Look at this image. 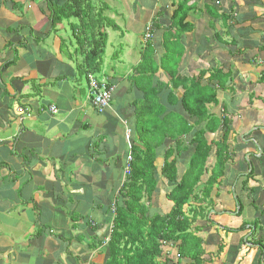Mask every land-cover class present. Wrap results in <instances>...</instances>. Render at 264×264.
<instances>
[{"label":"crops","instance_id":"obj_1","mask_svg":"<svg viewBox=\"0 0 264 264\" xmlns=\"http://www.w3.org/2000/svg\"><path fill=\"white\" fill-rule=\"evenodd\" d=\"M102 2L107 6L103 16L121 30L106 29V46L112 51L105 56V48L97 77L112 86L113 95L110 107L99 113L88 94L85 73L77 67L79 56L64 58L58 51L64 33L60 25L46 36L50 24L45 18L49 15L40 11V2L0 0V264H104L105 242L98 245L97 241L108 239L113 206L125 180L131 142L136 138L135 104L143 99L141 82L148 75L139 80L134 69L146 44L151 46L150 62L157 71L149 86L159 87L163 97L170 96L167 101L158 100L167 112L182 111L179 101L184 83L200 73H205L206 81L215 71L229 74L224 89L217 90V105H209L215 114L230 107L237 117L243 110L245 121L250 123L255 111L264 109L259 93L264 82H258L264 71V0H190L187 22L192 27L180 35L178 45L163 40L171 25L172 5L176 7L183 0ZM30 22L37 25L40 38L34 44L26 35ZM16 26L22 29L9 31ZM114 47L120 50L114 52ZM169 48L186 54L167 58ZM73 51L74 46L69 49ZM10 61L13 63L2 71ZM169 67L175 80L169 77ZM252 90L256 97L262 96L263 104L258 101L235 108L236 98L243 97V107L248 104ZM50 107L57 112L52 113ZM263 126L264 114L249 128L264 130ZM256 139L264 152V132ZM257 154L253 145L243 147V156L236 154L224 173L232 178L239 198L247 197L245 202L240 200L253 209L251 221L258 213L251 193L258 195L257 206L264 207V167L258 173L252 168L256 177L246 180V165L252 166L251 157ZM157 162H163L162 152ZM157 168L159 172L161 165ZM165 182L161 177L160 195L150 203L154 206L151 210L160 214L171 207L163 204ZM226 208L219 206L216 216L220 219L214 218L219 228H238L247 219ZM258 220L264 225V214ZM212 230L199 235L216 232ZM245 233L227 237L223 231L218 233L226 247L219 254L217 250L206 253L202 257L208 261L205 264H228V260L237 264L245 257L246 264H254L257 251L253 246L242 247L237 253L227 249L238 246Z\"/></svg>","mask_w":264,"mask_h":264},{"label":"trees","instance_id":"obj_2","mask_svg":"<svg viewBox=\"0 0 264 264\" xmlns=\"http://www.w3.org/2000/svg\"><path fill=\"white\" fill-rule=\"evenodd\" d=\"M189 1L183 0L176 7L172 5L171 25L165 32L167 36L164 37V42L174 41L180 44V35L191 29L192 25L187 22L188 14L192 10V6H188ZM39 7L43 14L46 12L49 15L45 18L50 24L46 36L63 22H66L71 31L72 39L62 37L60 40V54L69 59L73 54L79 56L80 63L77 67L85 73L87 85L90 82L89 76L97 82L100 81L95 74L101 72L107 42L106 29L121 30L113 21L103 16V11L107 8L104 2L44 0ZM11 29L9 31L16 32L22 28L16 26ZM72 46L74 51L71 53L69 49ZM169 52H173V49ZM183 55L184 53L179 54L181 57ZM150 56L151 46L146 44L141 62L134 69L139 80L145 75L148 76L141 82L143 99L135 104L136 138L131 142L129 150V171L113 206V220L108 239H98L97 243L101 245L105 242L104 264H205L208 261L202 257L206 253L217 250L219 254L226 247L217 232L207 236L199 234L209 232L215 224L213 219L218 212L215 208L218 202L213 204L210 197L214 194L215 185L224 178L227 163L236 155L229 142L234 130L228 114L223 110L217 115L210 112L212 109L209 108V105H217V90L224 89V80L229 74L215 71L203 81L205 73H200L197 78L184 83L182 86L185 91L179 101L182 112L180 111L181 115L174 114L167 112L159 103V87L154 89L149 86L152 76L157 72L150 62ZM11 63L13 62H6L2 71ZM148 64L152 66H146ZM167 72L169 77H173L170 67ZM214 82L217 83L214 85ZM258 82H264V71L261 72ZM259 93L264 98V90L261 89ZM236 107L243 108L241 103ZM184 113L193 119L192 124L184 118ZM240 130L246 132L244 128ZM208 134L218 135V139L208 141ZM161 151L163 162L158 172L157 158ZM212 155L215 163L209 169L208 160ZM248 168L250 164L246 165V169ZM246 169V180H254L256 174L253 169ZM161 177L167 186L163 194L164 199L174 204L162 214L152 211L154 206H150L151 200L159 192L158 181ZM235 198L237 206L234 211L241 217L245 206L238 197ZM251 199L253 208L258 212L255 219L244 220L238 228L225 227L222 230L226 237L245 231L246 235L251 231V240L245 241V236L241 237L238 245L244 246L249 241L253 242L254 246H257L254 264H264V225L262 220H258L264 214V207L259 208L255 205L256 200ZM192 201L196 203L194 207ZM211 210L216 213L209 214ZM231 251L239 252L236 247L228 252ZM212 255L209 254V263L212 262ZM227 262L232 263L230 260Z\"/></svg>","mask_w":264,"mask_h":264},{"label":"rangeland","instance_id":"obj_3","mask_svg":"<svg viewBox=\"0 0 264 264\" xmlns=\"http://www.w3.org/2000/svg\"><path fill=\"white\" fill-rule=\"evenodd\" d=\"M39 2H40V4H43V2H44V0H38ZM39 4V5H40ZM213 15H214V17H215V14H214V12H213ZM74 21V20H73ZM30 27H26V35H27V37L29 38V41L30 42H32V41H34L33 42V44L34 43H36L37 41H39V35H38V31H37V28H36V26L37 25H34V23L32 24L31 22H30ZM59 27H61V30L64 32L63 33V35H62V37L63 38H65V36L64 35H66V37L67 38H71L72 39V37H71V31H70V29L67 27V25H66V22H63V23H61L60 24V26ZM28 29H29V31L31 32L30 34L28 33ZM58 35H59V33H58ZM49 37V36H48ZM74 42H72V44H73ZM163 43H164V41H163ZM166 43V42H165ZM114 46H115V44H114ZM106 48V55L105 56H109V54L111 53V49L108 47L107 48V46L105 47ZM170 50H171V48H169ZM120 50V48H118V47H114V52H117V51H119ZM169 50V51H170ZM180 53H185L186 54V52H182V51H179V50H174L173 49V52H169L168 53V55L166 56L167 58H170V57H172V56H174L175 54H180ZM104 54H105V52H104ZM142 54H143V52H142ZM109 58V57H108ZM167 62H174V60H169V61H167ZM146 66H148V65H146ZM153 68H154V66H153ZM263 71V70H262ZM79 76V80L81 81V82H83V75L82 74H79L78 75ZM95 76H98L97 74H95ZM252 92H253V90L251 91V93L249 94V96L247 97V102H248V104H246L243 108H245V107H248L249 105L251 106L253 103H257L258 101H260L262 104H263V101H262V96H259V97H256V94H255V92L252 94ZM159 93H160V91H159ZM262 94V93H261ZM157 98H158V100H161V99H163V100H165L166 99V101L168 100V99H170V96L169 95H166L165 97H163V94L161 95H157ZM165 98V99H164ZM167 103V102H166ZM236 104L235 105V108H236V106H237V104L238 103H241V104H244V100H243V97H240L239 99H235L234 100V102H233V104ZM180 110H182L181 108H180ZM236 110H233V108L231 109L230 107H227V110H226V113L228 114V117H229V120H230V122H231V127H232V129L234 130V132L233 133H231V135H230V138H229V142H230V144L232 145V147H233V149L236 151V154H238L240 157H242L241 156V153H242V151H243V147H246V146H248V145H253L254 146V149L255 150H257V155H253L251 158H252V166H250V168L249 169H252V168H254L255 169V172L256 173H258V172H260L259 170L260 169H262L263 167H264V152H263V156L262 157H258V159L257 158H255V157H257L259 154H260V152H262L263 151V144L260 142V140L259 139H256L255 141L253 140L254 138H256V136L258 135V134H262L263 132H264V130L262 129V128H260V129H252V128H249L250 127V125H252V123H259V121H261V119L263 118V114H264V109L262 108V112L261 113H259V112H257V110L255 111V113H254V115L253 116H251L250 117V119H252V121L253 122H250V123H248V122H246L245 121V112L242 110L239 114H240V116H234V115H232V113H234ZM182 112V111H181ZM210 112H213V110L212 111H210ZM178 114H180L181 115V113L179 112ZM185 114V113H184ZM231 114V115H230ZM186 115V114H185ZM237 115V114H236ZM184 118H187V120H188V122H190V124H192L193 123V120H191V119H188V116L186 115V116H184ZM241 119V120H240ZM186 120V119H185ZM247 129V128H249V130L248 131H246V132H243L242 130H240V129ZM263 128H264V126H263ZM254 131H258V133L256 132H254ZM206 138H207V140L208 141H210V140H212V139H218V135H206ZM252 140L254 141V142H252ZM103 142H104V140H103ZM105 143V142H104ZM162 152V151H161ZM212 160H215V158H214V156L212 155L211 157H210V159L208 160V168L210 169L211 168V166L214 164V161H212ZM257 162H259L260 163V166H257L258 165V163ZM232 162H230V164H231ZM157 165H161V164H159V162H157ZM227 165H229V163H227ZM231 166V165H230ZM157 169H159V168H157ZM258 169V170H257ZM225 177H224V179H220L219 180V182H218V184H216L215 185V191H214V194H212L211 195V197L210 198H212V200H213V204H215V201H217L218 202V206L217 207H215V208H217V210H218V207L219 206H228V209H227V212H230L231 213V209L232 210H236V206H237V201H236V198L235 197H238V199H242V201L243 202H245L244 201V199H246V201H247V197L246 196H244V195H241L240 196V198H239V196H238V194H236L235 193V191H234V189H233V185H234V183H233V185H232V181L230 182V180L232 179L231 177H227V174L226 175H224ZM231 183V184H230ZM232 185V186H231ZM160 187V186H159ZM158 187V188H159ZM164 189H165V187L163 186V191H164ZM254 189H256V188H254ZM217 190V191H216ZM245 190H247V189H245ZM157 191H159V190H157ZM160 192V191H159ZM159 192H157V194H158V196L160 195L159 194ZM218 192V193H217ZM260 192V191H259ZM250 195V194H249ZM253 195V196H252ZM212 196H214V197H212ZM258 196V195H257ZM257 196H255V192H253V193H251V195H250V197L251 198H254V199H257V201H256V203H255V205H259L258 204V199L259 198H257ZM220 202V203H219ZM250 202H251V199H250ZM192 206L194 207L195 205H196V203H194V201H192ZM164 205H166V204H168V206H173L174 204L172 203V202H168V201H164V203H163ZM113 206V205H112ZM248 206V205H247ZM247 206H245V209H244V213H243V215L241 216V218L243 219V217H245V218H247L249 221H251L250 219H252V215H253V209L252 208H248ZM164 208H167L166 206H163ZM168 209V208H167ZM213 210H211L210 211V213L209 214H211V213H213L212 212ZM219 213H217V215H218ZM209 218L210 219H212V217L211 216H209ZM214 218H217V219H220V216H215ZM214 220V219H213ZM212 228H214V230H212V231H215L216 230V232L217 233H221L223 230H222V228H219L218 227V225H216V224H214L213 226H212ZM201 234H203L202 232H201ZM264 234V233H263ZM249 238V237H248ZM249 247H252V245H248ZM247 245L246 246H242V247H245V248H249ZM241 247V249H243ZM255 247V246H254ZM227 249L229 250H231V249H233V248H230V247H227ZM250 249V248H249ZM248 256V255H247ZM244 261H248V257H245V258H242V259H240L238 262H237V264L238 263H242V264H246V262H244ZM188 264V263H187Z\"/></svg>","mask_w":264,"mask_h":264},{"label":"built area","instance_id":"obj_4","mask_svg":"<svg viewBox=\"0 0 264 264\" xmlns=\"http://www.w3.org/2000/svg\"><path fill=\"white\" fill-rule=\"evenodd\" d=\"M89 85H88V94L91 98L92 104L98 110L99 113H102L106 108L109 107V103L112 98L113 88L109 86L104 80L96 81L92 76H89ZM19 111H22L20 108ZM52 113L57 112L55 108L50 107ZM131 158L128 157L127 162ZM129 166L126 164L125 174L128 173Z\"/></svg>","mask_w":264,"mask_h":264},{"label":"clouds","instance_id":"obj_5","mask_svg":"<svg viewBox=\"0 0 264 264\" xmlns=\"http://www.w3.org/2000/svg\"><path fill=\"white\" fill-rule=\"evenodd\" d=\"M106 83L108 84V82H106ZM109 86H110V85H109ZM112 95H113V93H112ZM111 100H112V98H111ZM110 103H111V101H110ZM110 103H109V107H110ZM109 107H108V108H109ZM106 109H107V108H106ZM104 111H105V110H104ZM104 111H103V112H104ZM259 155L261 156V155H262V152H260ZM128 157H130V155H128ZM128 157H127V159H128ZM126 164H127V163H126ZM124 173H125V169H124ZM235 215L237 216V213H235ZM237 217H238V216H237ZM247 220H248V219H247ZM232 229H235V228H232ZM246 235H248L247 238L249 237L248 239L251 240V237H250V236L252 235V234H251V231H249L248 234H246ZM246 235H245V236H246ZM244 240L246 241L247 239L244 238ZM246 245H247V246H248V245H252V246L254 247L253 242H250V241L247 242V243H245L244 246H246ZM254 248H255L256 251H257V246H255Z\"/></svg>","mask_w":264,"mask_h":264},{"label":"flooded vegetation","instance_id":"obj_6","mask_svg":"<svg viewBox=\"0 0 264 264\" xmlns=\"http://www.w3.org/2000/svg\"><path fill=\"white\" fill-rule=\"evenodd\" d=\"M247 236H248V235H246L244 238L248 239ZM242 246H243V245H242ZM242 246H239V245H238V246H236V249H238V251H240V249H241Z\"/></svg>","mask_w":264,"mask_h":264}]
</instances>
